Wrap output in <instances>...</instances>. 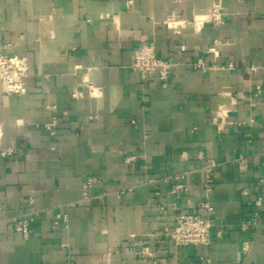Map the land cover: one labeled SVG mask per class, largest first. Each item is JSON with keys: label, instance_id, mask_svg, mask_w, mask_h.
Masks as SVG:
<instances>
[{"label": "crops", "instance_id": "1", "mask_svg": "<svg viewBox=\"0 0 264 264\" xmlns=\"http://www.w3.org/2000/svg\"><path fill=\"white\" fill-rule=\"evenodd\" d=\"M218 1L0 0V52L30 63L25 94L0 83V264H264V202L242 228L262 185L264 0H221L216 23ZM147 42L175 63L166 84L131 68ZM179 213L209 218L211 243L163 235Z\"/></svg>", "mask_w": 264, "mask_h": 264}, {"label": "built area", "instance_id": "2", "mask_svg": "<svg viewBox=\"0 0 264 264\" xmlns=\"http://www.w3.org/2000/svg\"><path fill=\"white\" fill-rule=\"evenodd\" d=\"M223 6L221 0L214 4L210 9L209 18L216 23H219L223 19ZM177 16L172 15L169 22L166 24L169 27H174L179 23H175ZM175 63L172 59L161 58L157 54L156 45L154 42L139 43L133 48V60L131 68L138 72L143 78L149 76H157L163 84L168 83L174 75ZM195 68H205V63L199 60L194 64ZM30 63L29 59L23 55H9L0 52V83L4 85L5 92L11 96L23 95L26 93V87L24 85V79L29 75ZM250 70H256V67H251ZM255 96L261 95V86L257 85ZM253 105V103H251ZM222 112V113H221ZM227 110H220L217 113V117H221V114L227 115ZM223 119V118H221ZM12 151H7L5 154H11ZM262 162L261 169L262 174L260 181L261 187L258 189L257 196L254 200V210L251 214L250 220L242 222L243 230H249V228L257 222L260 210L264 202V150L261 152ZM248 157L240 155L234 160L238 169L243 172L247 170ZM216 163L211 160L204 168L206 171L205 192L207 199L203 202V207L209 208L208 198L213 187V176L211 174L213 167ZM186 172L173 175L174 179H184ZM96 181L95 177H88L83 184L84 195H88V191L93 187ZM185 189V185L182 183L175 184L172 192L177 193ZM247 189L243 190V194H247ZM211 209V208H209ZM176 224L173 228H163L161 231L163 235L171 238L177 246H189V245H208L212 241V229L213 225L209 218L195 215L191 213H179L175 217ZM68 218L67 214L59 213L52 221L53 229L67 228ZM15 228L18 232L23 234H29L31 232L30 223L26 219H19L15 223ZM216 235L222 237L224 235L223 229H217ZM249 244L245 243L243 251H248ZM142 257H152V252L148 247L142 250ZM147 264H157L156 261ZM200 264H210V259L200 257ZM243 264V263H241Z\"/></svg>", "mask_w": 264, "mask_h": 264}]
</instances>
